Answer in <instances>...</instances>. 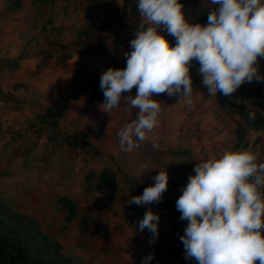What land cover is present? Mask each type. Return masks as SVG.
<instances>
[{
	"label": "rangeland",
	"instance_id": "374dc122",
	"mask_svg": "<svg viewBox=\"0 0 264 264\" xmlns=\"http://www.w3.org/2000/svg\"><path fill=\"white\" fill-rule=\"evenodd\" d=\"M80 1L79 6L73 0H51L47 4L21 0L10 9L7 0H0V57L17 56L19 61L15 70L5 65L1 68L0 64V202L24 215L28 225H34L41 234L43 242L57 245L58 254L70 264H143L151 255L152 239L147 229L139 230L144 214L125 210L119 190L109 196L111 201L115 199V206L109 201L100 204L82 198V192L97 193L94 184L104 162L97 156L99 153H93L95 146L86 144L83 129L84 135L75 125L90 116L98 103L103 104V96L99 101L92 95L91 85L109 67L126 66L124 53L131 51L130 41L142 19L137 0H116L115 5L109 6L107 17L100 13V3ZM198 1H186L182 12L191 11ZM84 3L90 10L82 9ZM50 16L51 22L46 23ZM184 18L190 23L188 15ZM82 28L84 32L94 30V35L76 43L81 34L77 32ZM159 31L170 46H175V38L166 29ZM62 54H68L67 58L73 61L70 66L65 63L55 68L62 63ZM42 56L49 59L45 68L54 72L39 73L31 80L34 66ZM190 69L192 82L202 84L199 63L190 65ZM20 84H25L28 90ZM171 100L174 103L175 96ZM120 104L129 109L123 101ZM192 104L193 101L191 104L186 101V106ZM48 107L50 114L45 112ZM129 115L125 111L124 116ZM48 120L55 121V128L44 123ZM76 138H80L79 144H75ZM161 147H148L152 153L146 154L142 145L130 150L141 156L126 167L135 174H128L131 176L128 183L134 187L150 184L159 170H167L170 175L176 173L175 165L183 164L185 160L181 158L187 152L169 150L160 157L153 151L165 149ZM171 159H177V163ZM64 196H69L76 215L71 216L63 207ZM84 199L88 200L87 206L91 202L88 210ZM84 210L91 211L93 217ZM262 233L264 237V230ZM159 236L161 230L156 238ZM169 248L171 251L173 245ZM147 264H153L152 259ZM160 264H167L166 259Z\"/></svg>",
	"mask_w": 264,
	"mask_h": 264
},
{
	"label": "clouds",
	"instance_id": "9594fccd",
	"mask_svg": "<svg viewBox=\"0 0 264 264\" xmlns=\"http://www.w3.org/2000/svg\"><path fill=\"white\" fill-rule=\"evenodd\" d=\"M217 7L208 23H188L178 0H137L142 22L124 53L126 66L109 67L99 80L105 112L123 101L137 109L136 119L119 132L121 150L130 151L158 125L161 102L154 95L187 98L193 92L190 65L199 63L202 85L209 96H230L245 82L264 80L258 57L264 56V0H211ZM147 26V27H145ZM164 28L176 40L170 46L160 34ZM135 88L133 97L130 93ZM128 93V95H125ZM255 119V113H249ZM155 146V145H154ZM251 150L226 151L219 158L196 163L176 200L181 220H187L180 241L185 259L197 264H264V162ZM128 204L160 203L167 191V170ZM159 215L150 209L139 221L155 242ZM149 255L143 264L151 260Z\"/></svg>",
	"mask_w": 264,
	"mask_h": 264
},
{
	"label": "crops",
	"instance_id": "0c3cea01",
	"mask_svg": "<svg viewBox=\"0 0 264 264\" xmlns=\"http://www.w3.org/2000/svg\"><path fill=\"white\" fill-rule=\"evenodd\" d=\"M55 1L56 0H54V2ZM73 1L80 6V0ZM78 9L80 8L78 7ZM82 9L86 11L90 10L89 6H85V3L82 6ZM51 20L52 17L50 16L46 19V23L51 22ZM83 30L84 28L80 29L77 33L79 34ZM67 57H69V55ZM7 58L9 57H0V59ZM72 61L73 59L69 60L66 58L62 63L55 65V68L65 63H68L70 66ZM48 64L49 59L42 56L38 65L36 64L34 66V74L29 78L35 80V76L39 73L42 75L53 73L54 69L45 68ZM38 67H41V69ZM257 68L259 75L264 77V56L258 57ZM70 73L72 76L74 75L72 71H70ZM253 81H255V85L249 92L247 89L248 85ZM253 81L243 83L238 90L241 91L243 95L246 92L251 93L252 95L250 97L264 95V80L258 81L253 79ZM20 85L28 90L25 84ZM202 86L203 85L199 82H192L193 92L190 99L191 102L193 101V104L190 106H186L187 98L178 100V97L175 96V102L173 103L171 97L167 94L154 95L153 98L161 102L158 125L151 132L147 133V139L145 141H136L138 145L144 147L145 154L150 151L148 147L162 148L161 146H164L165 149H157L155 152L153 151V153L158 154L160 157L166 153L164 151L169 150L172 151L177 149L178 151L182 150L183 153L187 152L186 157L181 156V159H183L182 161L185 160L183 164L181 166L175 165L178 167L176 168V173H172L171 175L168 173L169 181L167 191L170 186L172 191L178 195L182 194V189L187 184L188 176L194 174L193 171L196 163L202 160L213 157L219 158L226 151L251 150L258 155V162H264V113L256 108H251L250 106L233 108L223 101L224 99L222 98L221 93L218 92L215 97L209 96L207 94V89ZM99 88V81H96L91 85L92 95L98 97V100L100 96H103V92L99 91ZM130 94L134 97L136 89H132ZM125 95H128V93ZM172 97L174 98V96ZM101 105L102 104L98 103L96 108L90 111V116H87L80 125L78 123L75 125H78L79 131L83 129L84 134L86 133V144L95 146L93 153L100 154L97 156L101 158L104 165L100 166L99 169H110L114 173L116 181L109 189L104 190L102 193L97 192L96 194L90 193V195H88L85 192H82V198L85 196L90 201H100V204L109 201L115 206V199H112V201L109 199V196L111 195L110 193H115L118 190H123L127 187H134L133 183H128V176H130L128 174H133V171L126 167H129L130 164L136 161L141 155L132 151L121 150L118 134L127 124L136 119V113L138 110H127L120 104L119 107L112 109V112L109 111L107 113L103 111ZM233 109H244V111L236 112ZM125 111H128L130 115L127 117L124 116ZM250 112L255 113V119H249ZM92 113H97L96 117L95 115L93 116ZM57 128L58 126L56 129ZM74 129L76 128L74 127ZM80 134L84 135L82 131ZM79 141L80 138H76L75 144H79ZM150 153H152V151H150ZM177 159H171V162L177 163ZM166 168L169 167L167 166ZM98 175L96 177H98ZM172 182H174L175 185L172 186ZM153 183L154 181H151L150 184H141L137 186L148 187ZM67 195L72 196V194ZM84 200V204L87 206L86 202L88 200ZM90 204L91 202H89L87 210ZM119 210L123 211L120 208ZM85 212L89 214V217H93L91 211ZM262 219H264V217H262ZM261 235H263V233Z\"/></svg>",
	"mask_w": 264,
	"mask_h": 264
},
{
	"label": "trees",
	"instance_id": "16d2710c",
	"mask_svg": "<svg viewBox=\"0 0 264 264\" xmlns=\"http://www.w3.org/2000/svg\"><path fill=\"white\" fill-rule=\"evenodd\" d=\"M21 0H7L8 7L11 9L18 6ZM35 4H47L51 0H32ZM88 3H100L98 8L100 13L106 17L110 13L109 6L115 5L116 0H87ZM189 0H178L179 3H184ZM217 6L211 3V0H199L191 8V11H183L184 17H189L191 24H205L208 23V14ZM133 12L136 13L137 9L134 7ZM94 30L81 32L76 37V43L80 39H87L94 35ZM68 54H62L60 61H64ZM18 57H9L7 59H0L1 68L8 66L9 69L15 70L17 68ZM198 63L193 60L191 65ZM255 85V81L248 85V91ZM246 92L245 96L250 97L252 94ZM2 93V92H0ZM231 107L235 108L232 104ZM240 108V107H239ZM46 113H51V108H46ZM51 117V115H46ZM49 117V118H50ZM53 119V118H52ZM50 128H55V121L48 120L44 122ZM65 141V139L63 140ZM114 173L107 168L100 170L97 180L94 184V190L102 193L104 190L109 189L115 183ZM175 185L172 182V186ZM62 199L63 207L69 211L71 216L76 215L75 207L69 197L64 196ZM27 219L24 215H19L0 202V264H70L68 259L61 257L56 251L57 245L43 242L41 234L37 232L34 225H28ZM83 224V221L80 220ZM151 256L153 264H160L165 259V249L163 243L155 238V242H151ZM259 264V261H257ZM73 264V263H71Z\"/></svg>",
	"mask_w": 264,
	"mask_h": 264
},
{
	"label": "built area",
	"instance_id": "2783aa9c",
	"mask_svg": "<svg viewBox=\"0 0 264 264\" xmlns=\"http://www.w3.org/2000/svg\"><path fill=\"white\" fill-rule=\"evenodd\" d=\"M246 83V82H245ZM222 95V94H221ZM224 101L237 107H248L251 105L258 106L264 109V96L247 97L237 90L230 96L222 95ZM149 187V186H148ZM146 187H127L119 190L122 197L121 203L125 210L142 213L151 210L159 215L158 231L161 230L159 240L163 243L165 249V259L167 264L171 261H176V264H197L194 259H185L184 246L180 241V236L184 234V228L187 226V220L180 219V213L176 210V200L168 191L163 194L160 203H153L151 205L137 206L135 204H128L131 196L142 195ZM173 245L171 251L169 246ZM180 251H182L180 253Z\"/></svg>",
	"mask_w": 264,
	"mask_h": 264
},
{
	"label": "water",
	"instance_id": "95a60500",
	"mask_svg": "<svg viewBox=\"0 0 264 264\" xmlns=\"http://www.w3.org/2000/svg\"><path fill=\"white\" fill-rule=\"evenodd\" d=\"M223 101H224V100H223ZM250 107H251V108H256V109H258V110H260V111H262V112L264 113V110L261 109V108L258 107V106L251 105ZM233 110L236 111V112H242V111H244V109H233ZM193 172H194V171H193ZM168 192H169L172 196H174V197H176V198H179V196H180V195L176 194L175 192H173L172 189L170 188V186L168 187Z\"/></svg>",
	"mask_w": 264,
	"mask_h": 264
}]
</instances>
